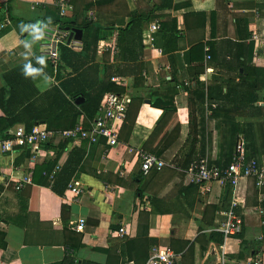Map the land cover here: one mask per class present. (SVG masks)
Wrapping results in <instances>:
<instances>
[{"label":"crops","instance_id":"obj_1","mask_svg":"<svg viewBox=\"0 0 264 264\" xmlns=\"http://www.w3.org/2000/svg\"><path fill=\"white\" fill-rule=\"evenodd\" d=\"M55 2L0 0L7 136L17 127L89 129L111 93L130 104L115 146L54 139L0 152V264H145L166 248L175 264H217L222 242L210 235L220 239L233 195L243 225L227 248L234 260L264 264V185L256 198L252 180L234 193L219 182L204 191L189 175L204 159L226 167L239 139L264 156V47L250 40L264 38V0H70L64 19ZM38 22L68 34L57 66L41 52L45 34L30 55L21 43L32 40L21 25ZM27 63L42 71L25 77ZM141 153L166 166L144 175ZM27 173L30 184L17 189ZM207 206L216 210L206 218Z\"/></svg>","mask_w":264,"mask_h":264},{"label":"built area","instance_id":"obj_2","mask_svg":"<svg viewBox=\"0 0 264 264\" xmlns=\"http://www.w3.org/2000/svg\"><path fill=\"white\" fill-rule=\"evenodd\" d=\"M58 14L60 19H64L71 10L70 0H56ZM157 28V27H156ZM48 42L43 43L41 52L53 66L59 62L58 45L64 42L68 34L63 31L51 35L44 31ZM250 40L256 47H264V38L256 33L250 35ZM75 44V42H72ZM208 58V57H207ZM130 99L115 93L108 94L98 108L97 115L89 129L81 125H75L63 130H45L34 127L31 131L26 132L22 127H17L7 139L0 141V152H11L15 147H29L35 150L39 145H44L54 139L61 141L87 142L96 144L100 139H105L109 146L117 144V137L121 124L124 123L127 115ZM260 105L264 106V102ZM246 144L243 139H239L231 155L230 163L226 167H216L208 164L204 159L193 164L189 169L190 182L199 186L202 190L207 191L212 182H219L220 185H228L232 188L233 193L237 187L239 179L246 178L252 180L255 188L260 192L264 185V156L256 159L247 152ZM140 168L144 175L151 172H160L166 166L165 162L150 154H139ZM30 184V174L27 173L23 178L16 181L17 189ZM73 197L77 198L82 194L80 188L68 186ZM262 196L259 195L261 200ZM243 206V200L233 195L228 210L221 213L222 222L218 224L215 231L222 235V243L217 247V264H258L256 258L239 262L234 260L227 248V243L232 236L239 235L242 231L243 221L237 208ZM261 212V210H259ZM84 222L80 221L76 227L77 231H83ZM120 236L123 235L121 231ZM176 256L166 248L162 251L153 249L145 264H175Z\"/></svg>","mask_w":264,"mask_h":264},{"label":"clouds","instance_id":"obj_3","mask_svg":"<svg viewBox=\"0 0 264 264\" xmlns=\"http://www.w3.org/2000/svg\"><path fill=\"white\" fill-rule=\"evenodd\" d=\"M46 25H43L42 23H29V24H22L21 25V32H28L29 35L32 37L31 41H21L24 48L27 50L26 54H31V44L34 41L40 40L44 35V28ZM36 62L40 65L45 64V57H36ZM42 71V69H37L31 67L30 63L25 64L24 66V75L25 77L33 76L34 74H38ZM49 78L45 76V80H48Z\"/></svg>","mask_w":264,"mask_h":264},{"label":"trees","instance_id":"obj_4","mask_svg":"<svg viewBox=\"0 0 264 264\" xmlns=\"http://www.w3.org/2000/svg\"><path fill=\"white\" fill-rule=\"evenodd\" d=\"M9 129V126H7L6 124H4V121L3 120H0V133H1V139L2 140H4V139H7L9 136H7V130ZM27 132H29V131H27ZM25 148V147H24ZM29 148V147H28ZM252 157H255V158H257V157H259V156H256L254 153H251L250 154ZM241 179H244V178H241ZM246 179V178H245ZM240 180V179H239ZM246 180H248V179H246ZM238 184V183H237ZM253 186H254V183H253ZM255 187V186H254ZM237 188V187H236ZM258 190L255 188V194H256V198H258L257 197V194H258ZM257 204V203H256ZM255 204V205H256ZM259 205H262V203L261 204H259ZM260 208V207H259ZM254 209V208H253ZM256 209V208H255ZM215 210H216V207L215 206H207L206 208H205V211H204V215L206 216V218H207V216H211V215H213L214 214V212H215ZM209 214V215H208ZM212 222V221H211ZM211 222H208V224H211ZM146 228V227H145ZM220 236V239H217L216 237H215V233H212L211 235H210V239H214V240H217V241H219L218 243H220V242H222V236L221 235H219ZM218 236V237H219ZM68 257H69V259L68 260H70L71 261V259H70V256L68 255ZM68 260H66L65 262H67ZM69 262V261H68Z\"/></svg>","mask_w":264,"mask_h":264},{"label":"water","instance_id":"obj_5","mask_svg":"<svg viewBox=\"0 0 264 264\" xmlns=\"http://www.w3.org/2000/svg\"><path fill=\"white\" fill-rule=\"evenodd\" d=\"M73 33H75L76 35H79V31L77 30H73L72 33L70 34L69 38L71 39V37L73 36ZM77 37L74 35V39H76Z\"/></svg>","mask_w":264,"mask_h":264}]
</instances>
